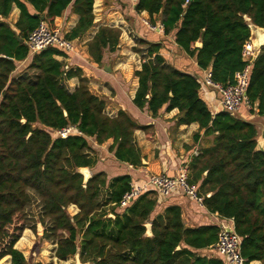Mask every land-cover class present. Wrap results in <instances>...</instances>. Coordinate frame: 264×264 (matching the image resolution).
<instances>
[{
  "label": "trees",
  "instance_id": "16d2710c",
  "mask_svg": "<svg viewBox=\"0 0 264 264\" xmlns=\"http://www.w3.org/2000/svg\"><path fill=\"white\" fill-rule=\"evenodd\" d=\"M184 1L133 4L137 13L147 12L152 24L160 15L164 34L176 29L175 43L200 69H208L213 81L231 84L245 65L242 49L250 29L244 15L264 27V0H189L183 6ZM93 3L0 0V264H8V257L11 264L28 263L22 252L32 241L29 229L38 239L56 244L58 260L78 254L86 264H226L218 254L203 251L215 243L218 224L188 227L177 205L156 213V195L150 190L117 212L130 189L128 174L107 183L105 173L97 172L83 183L79 168L96 162L89 137L98 144L111 139L108 150L115 159L137 166L141 154L133 133L150 125L137 124L123 110L109 116L105 101L89 90L81 70H65L63 61L55 58L65 52L47 47L30 53L26 39L40 21L54 27L53 19L69 5L79 18L64 36H81L93 25ZM13 6L19 12L10 23ZM120 35L118 27L99 26L87 41L89 55L100 62L104 49L117 48ZM138 43L147 50L140 69L134 71L138 86L133 103L153 116L162 107L177 108V125L196 122L205 136H212L191 158L189 182L197 186L207 211L232 221L242 238L241 254L264 264V151L256 148L259 124L241 112L212 113L199 94L202 83L197 74L167 63L159 53L160 42ZM29 55L26 71L12 75L17 63ZM72 77L79 83L69 92L63 80ZM247 99L250 113L264 117V47L250 68ZM66 125H75L81 134H55ZM32 196L40 204L39 235L26 213ZM71 204L78 208L73 215L67 210Z\"/></svg>",
  "mask_w": 264,
  "mask_h": 264
},
{
  "label": "crops",
  "instance_id": "0c3cea01",
  "mask_svg": "<svg viewBox=\"0 0 264 264\" xmlns=\"http://www.w3.org/2000/svg\"><path fill=\"white\" fill-rule=\"evenodd\" d=\"M129 2L130 0H94L93 25L81 36L72 39L76 51L70 54L55 55V58L63 61L65 70L69 68L81 70L82 76L87 79L89 90L105 101L104 111L109 116H115L119 110H123L137 124L150 125L146 130L136 129L133 133V143L139 148L141 154V164L137 166L115 159L113 151L108 150V146L112 142L111 139L98 144L93 137H89L96 157L95 164L88 167L90 175L104 172L108 183L115 176L128 174L131 177V184L141 185L151 172L174 175L177 167L182 162L187 163L189 166L194 151L199 152L202 147L210 142L212 136H205L203 129H200L196 122L177 125V108L165 110V107H162L158 114L153 116L146 108L140 109L133 103L132 100L138 86V78L134 75V71L140 69L147 50L146 45L138 43L140 39L160 42L162 47L159 53L167 63L178 69L198 74L201 77L206 69H200L194 58L190 57L175 43L176 29L164 34L163 26L160 23V15L154 16L153 25L161 27L151 30L142 21L145 19L150 23L147 12L137 13L134 10L133 3H130L131 9L128 12V6H125V4L128 5ZM18 12L16 6H13L10 12L13 22L16 21ZM126 12L130 17L123 15ZM78 18L79 16L71 11V5H69L52 22L54 27H57L65 35L76 24ZM101 25L118 27L121 30V35L117 48L114 51L104 49L101 61L96 62L88 53L87 41L92 39ZM136 44H139L138 49L133 48ZM31 57L32 55H29L23 62L28 60V65ZM108 67H110V70ZM78 83V77L63 80V84L69 92H72L78 86ZM199 94L212 113L221 110L218 105L219 95L215 90L201 85ZM240 112L249 121L263 125L264 117L258 116L255 112L250 113L247 106L243 105ZM197 135L198 137L195 138ZM150 191H153L156 195V213H161L167 205H177L181 209L182 220L188 227L224 223L231 225L230 220L207 211L204 206H200L195 200L177 189L167 197H160L153 189H150ZM67 210L70 215H73L78 211V208L71 204ZM122 210L123 208H116L117 212ZM107 215L114 217L111 212ZM42 240V252L37 255L35 261H31V264L64 262V260H58L54 256L56 244L50 240ZM44 251H48L49 254ZM203 251L208 255L217 254L212 248ZM75 256L77 258L78 254L69 258L72 259ZM254 262L260 264L259 261ZM8 264H11L10 257H8Z\"/></svg>",
  "mask_w": 264,
  "mask_h": 264
},
{
  "label": "built area",
  "instance_id": "2783aa9c",
  "mask_svg": "<svg viewBox=\"0 0 264 264\" xmlns=\"http://www.w3.org/2000/svg\"><path fill=\"white\" fill-rule=\"evenodd\" d=\"M132 3L137 0H130ZM189 0H185V6ZM151 30H155L156 25L149 23L147 20H142ZM26 44L30 53H35L47 47H56L66 54L74 53L76 51L75 43L63 35L57 27H50L43 21L34 28L26 39ZM259 50L254 49L250 39L243 44L242 59L245 62L243 68L236 71L234 74V81L231 84L222 85L212 80L211 73L208 69L203 73L201 83L204 86L215 90L219 95V108L230 112L239 113L243 105L250 108L247 99V87L249 84V72L253 61L256 59ZM55 134L58 136H67L72 133L81 134L75 125H66L62 128L56 129ZM199 152L194 151V155ZM153 189L160 197H167L172 191L179 190L184 195L195 200L200 206L203 205V197L199 195L197 186L189 182V166L182 162L177 167L174 175H169L163 172H151L147 175L146 180L141 185L130 184V189L126 191L120 202L119 207L124 208L128 206L133 200L144 192ZM230 220V219H227ZM231 221V220H230ZM220 229L217 233V239L210 247L220 257L224 258L226 264H257L254 261H248L241 254V236L235 232L233 223L219 224Z\"/></svg>",
  "mask_w": 264,
  "mask_h": 264
},
{
  "label": "rangeland",
  "instance_id": "374dc122",
  "mask_svg": "<svg viewBox=\"0 0 264 264\" xmlns=\"http://www.w3.org/2000/svg\"><path fill=\"white\" fill-rule=\"evenodd\" d=\"M130 3H132V2L130 1L128 3V5L125 4V6H128V12L131 9L130 8ZM128 12H126V14H123V15H125V16L128 15L127 14ZM128 17H130V16L128 15ZM7 20L10 23H13V17H12L11 14L8 16ZM126 21H128V19H126ZM138 47H139V44H136V46H134L133 48L138 49ZM27 61L28 60H26V62H23V61L18 62L17 65H16V69L14 70L12 75L17 76L20 73L25 72L26 71L25 69H26V66H27V63H28ZM29 72L32 73L33 71H29ZM197 76H198V78L200 80H202L201 76H199L198 74H197ZM262 130L264 131V126L259 124V135H258V138H257V139H259V141H261L260 135H261ZM39 212H40V204H39L38 198L35 197V196H32L31 197V202L29 203V206L27 207L26 213H27V218L29 219V223L31 225H36V229L39 232L38 235L41 234L40 232L43 229V226H41V224H39L37 222V216H38ZM29 230H30V232H32L31 233L32 241H31L30 245L26 246L27 247V249L25 250L26 252L23 251V254L25 255V257L27 259V262H28L27 264H31L32 263L31 261H35L37 255H40V252H42V246H43V240L42 239H38L37 234L35 232H33L31 229H29ZM28 248L30 249L29 251H28ZM44 252L46 254H49L48 251H44ZM56 264H77L76 256L74 258H72V259L68 258L67 260H64V262H58Z\"/></svg>",
  "mask_w": 264,
  "mask_h": 264
},
{
  "label": "water",
  "instance_id": "95a60500",
  "mask_svg": "<svg viewBox=\"0 0 264 264\" xmlns=\"http://www.w3.org/2000/svg\"><path fill=\"white\" fill-rule=\"evenodd\" d=\"M244 18L246 20V24L248 25L250 29L249 39L252 42V46L254 49L260 50L262 47H264V27H260V26L253 24L246 15H244ZM40 19L43 20V16H41ZM200 44H201L200 41H197L195 43L196 46H200ZM108 69L110 70V67H108ZM260 137H261V141L257 139L256 148L258 150L264 151V131L263 130L261 132ZM83 169H87V171H83ZM79 172L83 174V177H84L83 183H85L87 179L91 176L88 167L79 168ZM145 227H146V234H150L151 233L150 224L146 223ZM76 262L77 264H86V263H81L78 256L76 258Z\"/></svg>",
  "mask_w": 264,
  "mask_h": 264
},
{
  "label": "bare ground",
  "instance_id": "6f19581e",
  "mask_svg": "<svg viewBox=\"0 0 264 264\" xmlns=\"http://www.w3.org/2000/svg\"><path fill=\"white\" fill-rule=\"evenodd\" d=\"M83 171H87V169H83Z\"/></svg>",
  "mask_w": 264,
  "mask_h": 264
}]
</instances>
